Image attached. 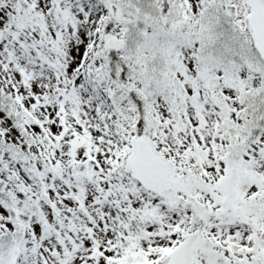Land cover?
I'll return each mask as SVG.
<instances>
[{
    "label": "snow or ice",
    "instance_id": "6c2138e0",
    "mask_svg": "<svg viewBox=\"0 0 264 264\" xmlns=\"http://www.w3.org/2000/svg\"><path fill=\"white\" fill-rule=\"evenodd\" d=\"M0 264H264V0H0Z\"/></svg>",
    "mask_w": 264,
    "mask_h": 264
}]
</instances>
